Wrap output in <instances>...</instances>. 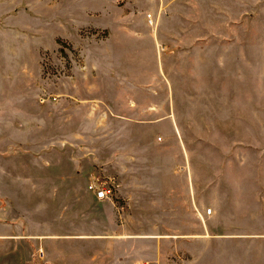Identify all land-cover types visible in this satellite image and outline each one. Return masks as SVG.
I'll return each instance as SVG.
<instances>
[{
	"label": "crops",
	"instance_id": "crops-1",
	"mask_svg": "<svg viewBox=\"0 0 264 264\" xmlns=\"http://www.w3.org/2000/svg\"><path fill=\"white\" fill-rule=\"evenodd\" d=\"M125 4L123 18L85 10L105 23L75 37L0 22V264H264V232L232 224L264 182L214 161L212 139L182 128L196 103L176 99L264 62V0ZM54 52L71 63L59 87L40 62ZM108 182L112 200L88 190Z\"/></svg>",
	"mask_w": 264,
	"mask_h": 264
},
{
	"label": "rangeland",
	"instance_id": "rangeland-1",
	"mask_svg": "<svg viewBox=\"0 0 264 264\" xmlns=\"http://www.w3.org/2000/svg\"><path fill=\"white\" fill-rule=\"evenodd\" d=\"M126 1L0 0V22L8 23L6 27H12L13 23H20L26 27L29 35L34 34L31 27L39 25V31L46 40H50L55 33L75 37L74 29L78 24L105 23V19L89 16L84 13L85 10H90V15H94L95 12L97 15H104L111 19L116 18V15L123 18ZM115 6L118 8V14H112ZM104 9L105 11H102ZM78 33L90 39L94 31L88 27H82ZM95 37L101 40L104 46L107 43V30H100ZM40 62L46 73L51 76L52 85L59 87L62 77L69 74L71 63L68 58L61 56L60 52H54L42 55ZM7 64L2 63L0 69H7ZM148 69L152 70V63L148 64ZM203 69L202 65L198 71ZM228 70L243 71V75L230 74L223 80V85L219 78L206 81L198 77L190 83L187 81L181 86H176L181 88L177 101L194 102L197 105L195 110L187 111L188 114L182 116V128L188 135H203L211 138L212 141L207 143L212 145L213 153L218 152L214 161L219 160L220 151H222L223 160L226 159L229 162L232 172L230 176L235 174L236 170L243 173L241 177L236 176V181L244 184L257 182V180L264 182V62L254 63V70H252V63H244L242 67L237 63H229ZM158 98L156 96V99ZM207 104L211 108H204ZM184 112L180 114L183 115ZM189 114L191 120L187 118ZM103 132H106L105 129ZM192 144L196 145L197 149L200 148L199 143ZM110 184L113 185L111 194L113 199L114 184L108 182L107 185ZM250 191L243 190L246 194L243 204L249 207L247 211L245 210L243 220L232 224L234 228L246 230L249 233L264 232V220H260L261 215L256 212L259 206H264V200L249 197ZM258 192L262 193V199H264V191ZM219 232H223V229H219Z\"/></svg>",
	"mask_w": 264,
	"mask_h": 264
},
{
	"label": "built area",
	"instance_id": "built-area-1",
	"mask_svg": "<svg viewBox=\"0 0 264 264\" xmlns=\"http://www.w3.org/2000/svg\"><path fill=\"white\" fill-rule=\"evenodd\" d=\"M147 18L149 20L150 15H147ZM112 188H113L112 184H110L109 186L108 185L103 186V185H95L91 183L88 185V190L92 192L95 198L98 200H112V195H111ZM206 213L209 214L210 210L208 209Z\"/></svg>",
	"mask_w": 264,
	"mask_h": 264
}]
</instances>
